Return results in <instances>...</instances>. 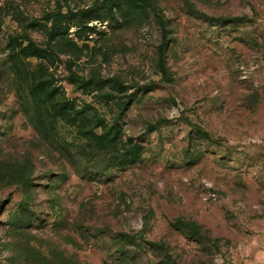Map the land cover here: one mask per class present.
Instances as JSON below:
<instances>
[{"label": "rangeland", "instance_id": "1", "mask_svg": "<svg viewBox=\"0 0 264 264\" xmlns=\"http://www.w3.org/2000/svg\"><path fill=\"white\" fill-rule=\"evenodd\" d=\"M106 4L0 0V264H264V0ZM11 36L47 49L31 64L77 120L41 129Z\"/></svg>", "mask_w": 264, "mask_h": 264}, {"label": "trees", "instance_id": "2", "mask_svg": "<svg viewBox=\"0 0 264 264\" xmlns=\"http://www.w3.org/2000/svg\"><path fill=\"white\" fill-rule=\"evenodd\" d=\"M106 6L112 10L114 0H105ZM125 1V0H124ZM132 1V0H128ZM122 3V2H121ZM129 6H132L128 2ZM152 9L155 16L161 25V28L166 30V22L164 17L159 13L158 9L153 5ZM70 11L62 12L60 8L48 11L44 14L47 21L52 19L50 26V38L55 39L53 47H57V52L77 54L80 50L78 40L80 37H70L69 29L72 23H64L63 18L68 17ZM75 15V13H74ZM20 37V40H19ZM22 36H11L7 43V59L6 62L9 72L12 74V80L17 86V91L23 94L25 100L30 105L33 112V117L36 118L38 125L43 130L54 132L56 128V119L61 117L69 120H77L78 111L75 110L74 103L65 96H58L59 86L55 84V78L50 72V67L42 62L35 65L31 64V58L45 59L48 54L46 48L37 45L33 40L27 38V43ZM67 79L74 84H84L85 77L76 74L70 70ZM116 85L122 84L117 78H112ZM122 238L134 239L133 235L121 234ZM152 244L154 242H151Z\"/></svg>", "mask_w": 264, "mask_h": 264}]
</instances>
